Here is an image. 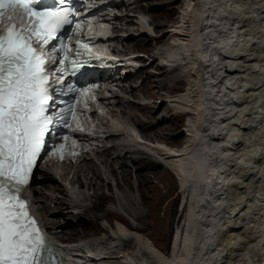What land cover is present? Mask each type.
Listing matches in <instances>:
<instances>
[{
    "label": "bare ground",
    "instance_id": "obj_1",
    "mask_svg": "<svg viewBox=\"0 0 264 264\" xmlns=\"http://www.w3.org/2000/svg\"><path fill=\"white\" fill-rule=\"evenodd\" d=\"M134 1L130 11L118 18L121 27H116L114 39L122 50H114L117 55L134 54L129 60L138 67L148 65L142 53L145 51L157 70L145 75L138 85L147 70L132 77L143 67L126 66L129 87L106 105L117 122L115 133L96 141V148H90L94 156L83 152L71 164L53 166L45 172L38 168L29 191L33 208L41 217L45 214L52 219L46 225L57 241L98 258L85 264H264V0H183L176 24L164 28L166 22L155 24L152 19L154 33L145 28L143 20L132 17L131 8L142 7L143 17L153 13L156 19L172 18L180 0L151 2L149 6ZM150 39H156L154 45ZM228 63L238 68L228 73ZM180 81L187 83L184 90L162 92L168 86L175 88ZM157 98H161L160 104ZM161 106L165 111L157 116ZM184 117L186 141L171 146L165 139L177 140L181 133L175 129ZM132 123L153 136L150 142H157V147L139 143L146 150L128 143L133 137L129 131L133 130ZM95 158L104 159L101 163L106 168L109 165L111 176H120L132 189L129 162L133 163L142 204L150 205L151 210L144 214L130 211L121 200L120 204L142 225L106 209L108 200L115 204L116 200L96 191L85 194V198L94 196L97 202L75 215L80 226L67 230L63 222L56 221L63 208H68L67 199L73 208L83 206L72 200L65 184L54 181L56 174L62 170V180L67 182L71 176L69 183L74 185L86 173L90 186L87 181L85 185L94 187L95 178L104 182L107 175ZM116 162L120 173L113 167ZM160 167L161 171L157 169ZM174 176L180 180L178 193L164 209L170 213V206L180 201L182 218L165 252L166 244L158 238L165 240L171 234L172 220L164 228L165 218L159 210L170 195H161L149 183L174 181ZM46 181L51 184L44 183L45 189L54 194L38 196L43 191L36 185ZM62 192L67 199L58 198L57 193ZM52 204L56 207L48 210ZM100 211L116 222L111 223L112 232H105V239L90 240V235L103 233L106 228L101 225Z\"/></svg>",
    "mask_w": 264,
    "mask_h": 264
},
{
    "label": "snow or ice",
    "instance_id": "obj_2",
    "mask_svg": "<svg viewBox=\"0 0 264 264\" xmlns=\"http://www.w3.org/2000/svg\"><path fill=\"white\" fill-rule=\"evenodd\" d=\"M69 3L56 0L47 6L42 0H0V264H56L54 247L21 192L39 167L46 136L52 133L57 119L69 128L66 117L75 118L71 105L57 118L49 114V62L39 50L48 45L49 51H57L52 42L74 22ZM21 13L27 23L18 25L15 20ZM5 20L12 23L4 24ZM77 48V55L80 48L90 51L88 44L79 40ZM68 50L61 41L59 51L64 56L57 62L64 63L65 69L69 64L75 68L78 62L68 59ZM68 91L80 89L69 86ZM88 91L85 89L83 95ZM63 150L61 145L53 154L59 152L63 159Z\"/></svg>",
    "mask_w": 264,
    "mask_h": 264
},
{
    "label": "rangeland",
    "instance_id": "obj_3",
    "mask_svg": "<svg viewBox=\"0 0 264 264\" xmlns=\"http://www.w3.org/2000/svg\"><path fill=\"white\" fill-rule=\"evenodd\" d=\"M165 0H141V5H145V6H149V3L151 2H163ZM182 7H183V0H180L178 1L176 4H175V9H176V13L174 14V16L172 18H162V19H156L154 17V14L153 13H149V14H146L145 17H143L140 13V11H142V7H139L137 10H135V7L134 8H131V12H133V18H135L136 16V19L139 20H143L144 23H145V28H148L150 30V33H154L153 31V28L154 26L151 25L150 26V22H152V19L155 20L154 23H158L160 21H163V22H166V26H163L164 28L168 26V28L170 26H172L173 24H176L177 20H178V17H179V12L182 11ZM130 11V9H129ZM128 11V12H129ZM163 10L159 11V13H162ZM152 41V44L154 45L155 44V41L156 39H150ZM135 41H132L130 44L131 47H135ZM142 53L144 54V61H146L148 63V65L146 67H143V65H141L140 67H143V68H140V67H136V68H140V70L136 73H133V76L132 77H135L137 75H141V73L145 70H147V73H145L143 75V77L141 78L142 80H144L145 78V75L151 73V72H154L157 70V66L155 63H152L154 61V59L152 60L151 59V55L147 54L145 51H142ZM153 54V53H152ZM152 60V61H151ZM141 64H143L142 62H140ZM149 71V72H148ZM186 82L185 81H180L176 84V87H171V86H168L165 88V90H162V92L166 93V92H169V91H173V92H180L182 90L185 89L186 87ZM141 91V90H140ZM146 91L144 92L141 91V94H145ZM132 98H134L132 96ZM158 102V104L161 103V98H157L156 99ZM147 101V100H145ZM165 108V107H164ZM163 108V106H161L160 108H158L156 110V115L157 116H161L159 114H162V112L165 111V109ZM139 112V111H138ZM140 115H141V112H140ZM186 117L182 118L180 121H179V124L177 126V129H175L177 133H181L180 136H178V138H176L177 140L176 141H173V140H170V139H165L166 142L168 144H171V146H181L184 141H186V131H183V126L185 125L186 123ZM139 134L141 135V138L146 140V141H150V138L151 139H155L153 136H150L148 135L147 133L141 131L140 129H137ZM94 148H96V145L93 146ZM87 153H90L91 156H94L93 154V151L92 149L88 148V150L85 151V154ZM141 156V155H140ZM146 156V155H144ZM149 157V156H147ZM95 160L98 162V164L100 165V168H102L104 170V172L107 173V175L110 173V175H106L104 174V179L105 181H101L97 178H95L93 180V183H94V187H88L90 186L89 183H88V179H86V173L83 175L81 174L80 175V179L77 180V182H75V184H70L69 182L72 181L70 180L71 179V176L69 178V180L67 182H64L62 180V178L60 177V175L63 177V171L61 170L60 171V174H56L54 171L53 174L57 176V179L54 180V181H57L56 183L57 184H65L67 189L69 190V193L71 195V198L72 200H75L77 203H79L80 205H83L82 207H77V208H73V206L70 204V202L68 201L67 197L64 196L63 192L62 193H57L59 195L58 198H64V199H67V202L69 203L68 205V208H63V211H62V214L60 216H57L55 217L56 218V221H60V222H63L62 225H65V227L63 229H71L73 227H77V226H80L79 223L77 222L78 218L75 217V215H77L80 211H83L84 207L86 205H89V206H92L93 204H95L97 202V198L94 197V196H89V199H86L85 198V194H93L94 195V191L98 192L99 195H104L106 196L108 199H112L114 198L116 200V204L110 200H108V202H106V209H113L114 211H117L120 213V215H122L123 217H125L128 222L132 223V224H140L142 225L139 221H137L133 216L130 215L129 211L125 210L124 209V206H122L120 204V200L123 201L128 207H129V210L130 211H140V212H143L144 214H147L150 210H151V207L150 205H143L142 204V196H141V191L139 190V186H138V180L135 176V168H134V165L133 163L129 162V169L131 171H133V176H132V183H133V187L134 189L130 188L129 185H127L124 180L119 176V177H114V176H111V172L109 171L110 167L108 165V167L106 168L105 166H103V164L101 163L102 160L104 159H100V160H97L95 158ZM96 163V162H95ZM97 164V163H96ZM113 167L115 168V170L120 173V164L118 162L114 163L113 164ZM157 169H160L161 171V167L160 168H157ZM111 176V180L108 179L109 177ZM40 177V176H39ZM174 181H168V180H157L156 182H150L149 185L150 186H153L155 187L157 190L160 191L161 195H164V196H167V195H170L167 199H165L162 204H161V208L159 210V214L165 218V221L163 223V227L165 228L166 226V222L172 220V232L170 235L168 236H165V240L162 238V239H159L158 238V241L160 243H164L166 244V249H164V251H168L170 249V244H171V239L173 237V230L176 229V225H178L181 221V211L179 209V206H180V201H178L176 203V205L174 206H170V213L167 212L164 208L169 204V201L171 200L172 197L176 196L177 193H178V187L177 185L180 183L179 180L177 181V178L176 176H174ZM111 182H110V181ZM87 181V182H86ZM85 182L88 184L85 185ZM110 182V183H109ZM44 183H50L48 181L46 182H43V183H39L38 185H36V187L38 189H42V193L41 194H38V196H42V197H47V196H52L54 194V192H50L48 189H45V186H44ZM51 184V183H50ZM63 187V186H62ZM96 188H99V189H95ZM90 188V189H88ZM113 188V189H112ZM46 190V191H45ZM115 192V193H114ZM149 193L150 194H155V192L153 190H149ZM34 194V192H33ZM108 194V195H107ZM111 194V195H110ZM117 195V197L115 195ZM35 195V194H34ZM37 196V194H36ZM44 199V198H43ZM130 200L134 201L135 202V206H133V204H131ZM152 202L154 203L155 200H152ZM41 203V202H40ZM42 204H44L42 202ZM118 205V206H116ZM108 206V207H107ZM52 207V208H51ZM55 204H52L50 205V207L48 208V210H53L55 208ZM173 207V209H171ZM101 212V213H100ZM99 214L101 215V218L102 220L100 221L102 224V226L106 227L104 229V232L102 233L99 232V233H93L92 235H90V240H100L101 238L105 239V237L107 236L105 232H112V228H111V223H115L116 222V218L112 219V221H110L108 218H105L104 216H102L103 212L100 211ZM43 214V213H42ZM128 217V218H127ZM42 218L44 219V221L46 220V222L48 223H51L52 222V219H49L48 216H46L45 214L42 215ZM47 218V219H46ZM179 222V223H178ZM69 223H72V224H69ZM163 228V229H164ZM105 235V236H104ZM172 235V236H171ZM100 237V238H99ZM102 248V247H101Z\"/></svg>",
    "mask_w": 264,
    "mask_h": 264
}]
</instances>
